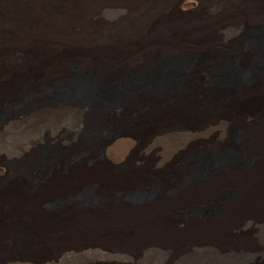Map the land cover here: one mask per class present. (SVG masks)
<instances>
[{
	"label": "bare ground",
	"instance_id": "bare-ground-1",
	"mask_svg": "<svg viewBox=\"0 0 264 264\" xmlns=\"http://www.w3.org/2000/svg\"><path fill=\"white\" fill-rule=\"evenodd\" d=\"M105 11L121 13V27L118 23L108 33L105 58L116 61L120 56L125 63H110L99 76L95 58ZM263 23L264 0H0V105L23 90L35 100L25 109L14 101L12 112L0 118V165L15 172L18 164L42 154L44 132L66 120L75 132L74 140L67 141L72 145L85 128L87 112L93 113L96 127L86 152L96 156L89 161L66 164L62 157L49 160L45 155L40 167L27 174L15 172L0 186V264H244L218 256L189 261L61 260L90 251L135 259L149 247H182L181 253L188 245L208 241L233 256L253 247V234L264 224V106L254 109L236 101L233 90L247 99L264 95ZM244 25L255 28L256 51L242 47L232 57L220 49L224 61L209 57L212 64L220 62L209 64L218 79L204 102L212 109L206 116H184L172 103L175 94L194 93L193 83L205 81L200 70L208 65L204 45L223 44L227 31L240 33ZM169 49L175 55L195 50L202 56L165 64L158 55ZM142 59L148 63L145 69L136 66ZM77 65L86 75L72 74ZM194 96L185 97L188 105L205 110L206 104ZM150 106L155 109L141 124L144 134L112 128L122 114L140 120ZM229 124L244 134L254 129L250 143L231 144L246 158L245 164L232 163L227 156L214 158L215 166L205 167L201 176L141 200L122 199L121 192L145 186L143 175L116 170L99 155L106 148L119 160L142 152L158 153L161 161L179 158L181 176L189 170L190 146L204 142V136L216 141L206 150L226 146ZM252 157L257 158L250 162ZM9 158L14 164H7ZM159 183L170 185L169 179ZM89 184L101 188V199L76 198ZM223 187H231L233 197L213 214L182 227L169 220L172 204L214 196ZM69 195V201L51 206Z\"/></svg>",
	"mask_w": 264,
	"mask_h": 264
},
{
	"label": "rangeland",
	"instance_id": "rangeland-1",
	"mask_svg": "<svg viewBox=\"0 0 264 264\" xmlns=\"http://www.w3.org/2000/svg\"><path fill=\"white\" fill-rule=\"evenodd\" d=\"M102 20H103L104 28L103 27L101 28L102 32L98 38L99 40L97 39L100 48L97 47L99 48L98 54H97L98 57L95 58L96 63H97V66L95 67V69L96 68L98 69L97 75L99 76L104 75V72H105L104 68L106 66H109L110 63H111L110 65H112L117 60L118 62L121 61V64L125 63L123 59L120 58V56L116 61H113L114 59L112 60L111 58H110L111 61L107 60L105 58L106 52L104 50L105 46L109 43L108 33L115 31L117 29L118 23L120 24L119 26L121 27V13L120 14L119 12L116 13V11H112V12L105 11L102 14ZM259 28H260L261 33L264 35V23ZM254 29L255 28L252 27L251 25H248V26L244 25L242 26V29H241L242 31H240V33H237V31L234 32L232 30L227 31L228 32L227 34H229L230 36L226 37L227 35L226 34L224 35L225 36L224 38L228 39L229 42L228 41L222 42L223 44H218L215 42V43H208L204 45L202 49V53H203L204 58L207 60L208 65H201L200 70L205 75V81L199 84H196V82L193 83L195 92H198V93L190 92L191 94H185L186 96L184 95V93L182 94V96H179L180 94H175L174 98L176 99L172 103L173 106L176 109H179V111L182 112V114L186 117H190L191 115H194L193 113L199 114L200 116H206V114L209 113V108L212 109L209 103L208 104L204 103L207 101V98L211 95L210 94L211 91L209 87L213 85L214 82L218 81V79H216L214 75L213 67L210 68L209 64L213 66V64L219 60L220 62L224 61L223 57L225 55L232 56V57L236 56L240 48L242 47L253 48V50L256 51V42L252 38V34L255 31ZM224 38L222 41H225ZM251 45L253 47H251ZM101 49L104 52H102ZM220 49H224L227 52V54L223 55ZM172 53H176V52L169 49V50H165L161 52V54H159L158 56H160V60L165 64L171 61H175L176 59L187 60V61L192 62V61H196L198 58H201L202 56V54H200L199 52L195 50L182 52L183 54H180V55H175ZM209 57H215L216 58L215 60L217 61L213 62L212 64V62H210ZM145 60L146 59H142V61L139 62L140 64L137 63L136 65L137 68L141 67V69H145L146 64H148L146 62L147 60L146 61ZM220 62H217V63H220ZM71 71L75 77H81V76L86 75V72H84V70L81 69V66L79 65H77V67L76 66L72 67ZM187 96H192V97L194 96L197 101H200L206 104L205 110L199 111V109H196L197 107L193 110L192 104L190 103V106L188 105L189 101H187L185 98ZM233 96L236 101H239V102L243 101L244 103L247 104L248 107H251L254 109L260 106H264V95L261 97H257V98L252 97V98L247 99L246 97H243V95H241L238 89L234 88ZM14 101H16L20 105L19 109H25L31 106L35 100L33 99V96H29L25 94V91L23 90L21 93H19L18 97L15 100L7 99L0 105V118L12 112V109H10V107L13 105ZM154 109H155L154 106H150L147 109H145L144 113L141 114L140 120L138 119L130 120L126 114H122L121 116H119V118H117L112 123L111 126H113L112 127L113 129L129 127L130 130L133 129L136 133L138 132L139 135H142L146 131L141 126V124L143 125V123L147 121V119H150V117L152 118ZM193 111H196V112H193ZM259 112H260V109H259ZM263 112H264V107H263ZM263 112L259 113V118ZM93 118H94V115L91 112H87L83 116L85 128L81 130L80 135H78L73 145L67 142L70 139L74 140L73 136L75 133L71 127L70 122H68L67 120L60 123L58 128L56 129L50 128L46 130L43 136L44 140H42L41 142L42 154H40L39 156L33 157V158L31 157L29 159H26L24 162H22V164L21 163L18 164L16 166L15 172L20 173V174H27L28 172L35 170L42 162L41 157L45 155H46L45 157L49 160L55 158V156L62 157L66 164H70L72 162H78L80 160H84L85 158H86L85 159L86 161H89L90 158L95 157L96 153L94 151H92L90 155L86 153L89 151L88 148L91 147L90 142H92L91 139L93 138V135L95 134L94 130L96 127L93 126V124H95V120L93 121ZM55 133H57L58 135L57 141H55L54 139ZM253 137H254V129H251L248 134H244L243 129L241 127L235 126L233 124H229V127L227 128L228 143L226 144V146H223L222 148H218V149L215 148L216 150L214 149L206 150V149L211 148L212 144L215 143L216 141L215 140L210 141L211 138H207L204 136L202 139L204 140V142H200L197 140V142H195L193 145L190 146V152H189L190 155L186 158V163L188 164L189 170H187L188 172H186V174L181 175V176H178L181 173V172L179 173V170L182 167L181 160L179 158L171 157L170 159L166 161H161L160 155L158 153L144 154L145 152H142V154H140V156H138L137 158H132V156L129 155L126 158L124 156H121V160H119L114 154H112L111 151L107 150L106 148H103L100 151L99 155L103 159H106L110 161L111 163H113L114 164L113 167L116 170H119V171L121 170V172L128 173L129 175H134L135 173L143 175L145 186L141 188L129 190L123 193L121 192L122 199H124V197H127L129 199L141 200V199L147 198V196H150L156 192L161 193V191L168 192L171 190H175L179 186L184 184L183 181L185 179L189 178L188 180L190 181L195 176H201L203 173H206L207 169L205 167H208L209 165L215 166V162L213 160L214 158L215 160L216 159L219 160L227 156L232 159V163H244L245 164V161H247L246 158L241 156L240 153H238L237 150H235L233 146H231V144L233 143V144L239 145V144H243L246 142L250 143ZM261 155L264 158V151L261 152ZM240 156L243 158H240ZM255 158L257 157H252L251 159H249L250 162L255 160ZM203 162H204V165H202V168H197V167H201L200 163H203ZM7 164L8 165L14 164L13 159L9 158L7 161ZM9 172L11 173H8L6 171V166L0 165V186L3 185L5 181H9L14 177L15 172L13 170L12 171L9 170ZM159 179H162V180L169 179L170 185L162 186V184L159 183ZM98 187H97V184H93V185L89 184L84 189L85 191L77 195L76 198L86 196L85 198L101 199L100 198L101 194H99V191H98L101 188L99 187L98 189ZM231 193H232L231 187H223L219 189L217 191V194H215L214 196L211 195L206 198L205 197L198 198L196 200H193L191 203H186V204L174 203L171 205L170 207L171 209L167 213V216L173 225H175L176 227H182L188 224L194 218H198L199 216L206 215L211 212H212L211 214H213V212H216L221 206H224V203L231 200V198L233 197ZM115 194H118V193H115ZM115 194L107 195V196H109L108 198H110L112 196H115ZM171 196H173V194ZM69 197L70 195L67 197L66 196L58 197L56 201L51 204V206L53 205L58 206L59 203L66 202ZM236 234H241V232H238ZM253 236H254L253 237V241H254L253 247H251L250 249L246 248L244 252L242 251L243 253L241 254L236 253L234 256H233V253L231 252L228 253V252L221 251L217 247L218 244L217 245H214V243L208 244V242H213V241H208V242L205 241L207 243H203L200 245L193 243L191 245H188L186 248H184L185 250H182L181 253H177V252L183 249L182 247H176V248H173L172 250L161 248V247L160 248L149 247L147 248L149 250L146 249L147 253L145 255H144V252H145L144 251L142 254H140V256L136 257L135 259L130 257L129 255H124V253H121V256H119V255L102 254V253L96 254L95 252L94 254L92 251H90V252L79 253L73 256H67V260L65 258V260H61V261H189L190 259L191 260H194V259L213 260L214 258H216V256H218V257H223L224 261H246L244 264H264L263 262L264 261V241H263L264 240V224L263 226L261 225V227H258L256 229V234H253ZM19 237H20V234L18 233L16 238L18 239ZM259 237H261L262 239ZM150 253H154V255L149 257Z\"/></svg>",
	"mask_w": 264,
	"mask_h": 264
}]
</instances>
